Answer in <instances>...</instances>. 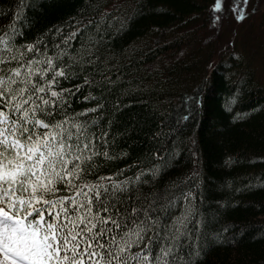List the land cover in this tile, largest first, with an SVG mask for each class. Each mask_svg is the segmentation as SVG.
<instances>
[{
    "label": "trees",
    "instance_id": "1",
    "mask_svg": "<svg viewBox=\"0 0 264 264\" xmlns=\"http://www.w3.org/2000/svg\"><path fill=\"white\" fill-rule=\"evenodd\" d=\"M216 3L0 0V36L5 56L63 68L41 118L97 153L83 180H127L121 207L149 235L183 233L177 260L264 264V0L235 1L237 25L213 36Z\"/></svg>",
    "mask_w": 264,
    "mask_h": 264
},
{
    "label": "snow or ice",
    "instance_id": "2",
    "mask_svg": "<svg viewBox=\"0 0 264 264\" xmlns=\"http://www.w3.org/2000/svg\"><path fill=\"white\" fill-rule=\"evenodd\" d=\"M214 10H220V0ZM10 38L0 36V65L17 62L0 67V264H188L174 256L183 233L149 235L147 217L134 218L135 209L121 207L127 180L82 179L97 153L87 155L88 144L70 143L67 121L41 118L50 116L46 109L62 97L52 87L65 76L63 68L57 70L52 57L22 63L23 53L5 56L12 52ZM36 44L26 45V51H38ZM39 63L48 68L33 67ZM73 127L79 132L82 126ZM162 241L167 243L153 256V245Z\"/></svg>",
    "mask_w": 264,
    "mask_h": 264
},
{
    "label": "rangeland",
    "instance_id": "3",
    "mask_svg": "<svg viewBox=\"0 0 264 264\" xmlns=\"http://www.w3.org/2000/svg\"><path fill=\"white\" fill-rule=\"evenodd\" d=\"M235 1L240 2L241 5H243L242 3L244 2H248V0H220V10L215 11L216 18L213 36L215 34L217 35L218 33L220 34L223 30L232 29L234 26L237 25V23H235L234 17Z\"/></svg>",
    "mask_w": 264,
    "mask_h": 264
}]
</instances>
